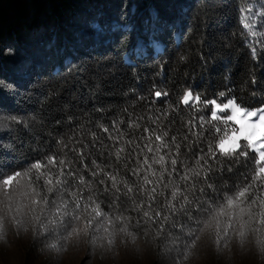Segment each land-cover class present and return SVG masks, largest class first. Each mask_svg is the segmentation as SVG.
Listing matches in <instances>:
<instances>
[{
	"label": "trees",
	"instance_id": "16d2710c",
	"mask_svg": "<svg viewBox=\"0 0 264 264\" xmlns=\"http://www.w3.org/2000/svg\"><path fill=\"white\" fill-rule=\"evenodd\" d=\"M93 21L104 31L90 29ZM261 41L264 0H0V173H29L14 181L10 193L0 180V264H264L257 234L241 246L238 225L217 257L215 229L209 226L212 213L205 210L226 206L228 197L249 185L243 207L264 199V182L252 180L255 154L212 157L209 146L216 151V141L231 126L209 122L210 107L197 112L179 103L192 87L206 101L231 98L249 109L264 107ZM254 47L260 53L255 57ZM8 48L14 55L5 54ZM156 90L169 95L157 100ZM165 132L170 147L156 153L160 142L155 136ZM120 148L124 152L118 160ZM161 154L169 172L171 159H177L175 172L165 174L161 183L160 166L153 165L157 177L149 175L153 184L144 186V157L151 162ZM200 155L208 164L188 191L193 181L182 177L197 167ZM48 156H56L57 165L42 171L53 179L62 167L59 159L70 162L64 168L70 183L66 199L73 194L85 201L94 198L105 216L127 229L120 233L110 226L115 230L111 248L106 239L90 245L82 234L59 254L52 250L63 234L59 225L67 227L70 216L57 217L47 232L35 231L34 217L40 212L28 207L29 195L46 192L47 177L37 181L38 173L29 170L35 162L47 165ZM138 169L140 178L134 175ZM69 171L75 175L68 176ZM105 172L117 177L115 185ZM81 175L84 185L79 184ZM170 180L192 201L184 205L187 213H171L174 226L147 220L134 210V204L148 210L153 186L158 193L153 210L166 204L178 208ZM125 181L133 188L127 195ZM197 200L207 203L200 208ZM121 214L122 219H115ZM52 218L47 216L44 224ZM16 221L24 227L17 228ZM84 224L81 219V229Z\"/></svg>",
	"mask_w": 264,
	"mask_h": 264
},
{
	"label": "snow or ice",
	"instance_id": "6c2138e0",
	"mask_svg": "<svg viewBox=\"0 0 264 264\" xmlns=\"http://www.w3.org/2000/svg\"><path fill=\"white\" fill-rule=\"evenodd\" d=\"M248 11L251 12L253 10L248 9ZM259 14L260 13H257V15ZM88 26L95 32L104 31V26H102L98 21L90 22ZM245 27L250 26L246 24ZM261 45L264 47V41H261ZM5 54L14 55V50L12 48H8L5 50ZM252 54L255 57L260 53H258L257 49L254 47ZM154 95L157 100H159L161 97H167L169 93L166 91L156 90ZM220 96L224 97L225 93H220ZM179 103L188 107L189 109L194 108L197 112L201 111L202 108L210 107L209 122L221 121L226 126H231V132L229 133L225 131L224 134L216 141V151H213V147L211 145L209 146L208 154H210L212 157H215L217 154L223 156L247 157L249 152L254 153V164L256 165V168L254 175L252 176V180L264 182V107L249 109L247 107L241 106L231 98L227 99L226 102H218L216 99L206 101L203 100L201 95L192 87H189L188 90L183 93ZM200 120L202 122V126L204 117L201 116ZM133 126L138 125H129V127ZM103 130L105 132L109 131L108 128H104ZM145 131L150 132L151 130L145 128ZM221 131L222 130L219 127H216L217 133H220ZM167 135L168 133L165 132L163 136H155V140L160 142L155 147L156 153H160L162 149H168L170 147L169 144L164 140V137ZM176 139V137H172V144L176 146V150L179 152V145L176 144ZM241 141H244L245 143H241ZM137 147H139V145ZM147 151L152 153L154 149L151 145H147ZM122 152H124L123 148H120L116 152V157L118 160L121 158L120 154ZM177 162L178 161L176 158L171 159L170 163L172 166V171L169 172L168 168L166 167V157L164 154L153 156L151 162L149 161V158L145 156L142 164L140 165V168L145 170V175L142 177V184L144 186L153 184V180L149 178V175L153 178L157 177V169L154 168L153 165L160 166L161 171L159 172L158 181L162 183L165 174H168L169 177H171L175 172ZM201 162H203V164H201ZM58 163L62 167L55 179H53L50 172L46 173L42 171V169H45L48 166L55 168L57 165L56 156H48L47 165H44L40 162L31 164L29 172L35 170V172L38 173L36 177L37 181H39L41 177H47L44 180L46 192L33 191L29 195L30 203L28 207L33 211L39 209L40 212L39 216L34 217V219L38 221L35 231L39 232L40 228H44V230L47 232L49 231V225L57 223V217L70 216V220L66 221L67 227H65L64 224L59 225V227L63 229V234H61L60 240L57 244L51 245L52 250H55L59 254L63 251L67 242L73 239H79L80 235L82 234L87 236V240L90 245H95L97 241L103 242V240L106 239L107 245L111 248L114 245L115 230L110 231V226L114 225V229L118 228L120 233L126 232L127 229L121 227L119 224H116L114 219L105 216L99 204H96L94 198H90L85 201L82 195L73 194L71 199H66L68 196L70 183L65 176L64 168L68 167L70 162L61 158L59 159ZM92 164L97 168L100 167L95 159L92 160ZM207 164L208 160L206 159V156L200 155L197 160V167L192 168L188 174H185L182 177L184 181H193V183L189 185L188 191H191L195 188L196 183H198L199 180L194 178H199L201 174V167ZM85 167H87L86 164ZM208 171H211V169L209 168ZM28 174V172H21L19 170L15 171L14 174L0 173V180H2V184L6 192L10 193L14 181H17L18 178ZM104 174L109 180L113 182L114 185L117 183V177L115 175H111L107 172ZM67 175L74 176L75 173L69 171ZM92 175L96 176L98 173L93 172ZM134 175L140 178V170H135ZM169 182L172 183V186L175 189L171 191V197L175 204H179L178 208L173 204H166L164 208L153 210L152 204L154 198L158 195L156 187L153 186L149 195V203L147 206L148 210H145L143 205L136 206L135 204L133 205L134 210L142 212L143 217L147 220L155 221V223L162 222L165 226L169 224L174 226L175 222L171 213L174 211L187 213L188 208H185L184 205H189L192 203V201L189 195L182 193L174 182L171 180ZM85 183L84 176L81 175L79 177V184L84 185ZM125 186L127 188L125 195L133 192V188L128 187L126 181ZM252 186L253 185H249L238 191L234 197H228L226 199V206L217 204L215 207L205 208L206 213H212L209 226L214 227L215 229V246L217 257L222 255L224 244L228 240L229 234L233 227L236 225H238L236 227V235L239 237L241 246H243L246 241L251 240L252 235L255 233L257 234L255 245L259 248L261 255L264 256V199H260L259 202H257L256 199H252L247 209L242 206L244 205L245 197L249 193V189ZM181 200L183 203H180ZM197 203H199L201 208L202 206L204 207V204L207 202H200L197 200ZM253 205H256V207L253 208ZM165 210L168 211V215H163ZM150 212L152 213L151 215ZM257 213L259 218H257ZM47 216H52L53 218L48 220V224L45 225L44 219ZM81 219L85 220L83 229H81L79 225ZM115 219H122V214L118 215ZM104 222L107 223L105 224ZM73 223H75L74 227L72 226ZM16 225L17 228L24 227V224L21 221H16ZM97 226H99V228H97ZM69 228L71 230H69ZM99 231H103L105 236H99ZM2 234L3 222L0 221V235ZM129 235H131V233H129ZM136 239L137 237L133 236V241ZM188 251L190 252V249Z\"/></svg>",
	"mask_w": 264,
	"mask_h": 264
},
{
	"label": "clouds",
	"instance_id": "9594fccd",
	"mask_svg": "<svg viewBox=\"0 0 264 264\" xmlns=\"http://www.w3.org/2000/svg\"><path fill=\"white\" fill-rule=\"evenodd\" d=\"M213 251H215V249L213 248Z\"/></svg>",
	"mask_w": 264,
	"mask_h": 264
}]
</instances>
